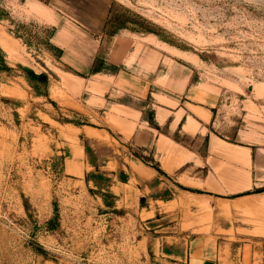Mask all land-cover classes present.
Instances as JSON below:
<instances>
[{
	"label": "rangeland",
	"instance_id": "374dc122",
	"mask_svg": "<svg viewBox=\"0 0 264 264\" xmlns=\"http://www.w3.org/2000/svg\"><path fill=\"white\" fill-rule=\"evenodd\" d=\"M0 57V264H176L178 220L143 210L195 192L161 170L206 151L182 111L165 127L189 94L264 190V0H0ZM246 208L221 219L264 237V196Z\"/></svg>",
	"mask_w": 264,
	"mask_h": 264
},
{
	"label": "crops",
	"instance_id": "0c3cea01",
	"mask_svg": "<svg viewBox=\"0 0 264 264\" xmlns=\"http://www.w3.org/2000/svg\"><path fill=\"white\" fill-rule=\"evenodd\" d=\"M188 96L186 106L178 105L174 109L175 113L170 107L160 109L169 114L165 121L169 120L170 124L165 122V127H171L175 121L174 116L182 111L180 119L184 122L180 126L181 130H185V135L198 139L204 130L206 151L200 153L184 149L163 152L169 154L172 163L161 170L167 176L178 175L177 180H183V183L178 184L195 192L174 191L173 199L154 201L143 210L144 214L154 222L167 218H174L170 223L178 220L177 228L182 235L178 239V249L169 254L163 252L164 257L176 264H264V237L243 233L254 229L249 225L235 226V218L221 219L223 216L235 215L237 208L248 209L251 203L264 196V192H256L259 187L253 175V154L246 148L209 134L208 127L213 123L214 108L211 101L196 93ZM178 124V121L174 123V130ZM191 124L195 126L194 132L186 130ZM135 132L137 140L144 138L145 132L137 129ZM162 140L166 138L156 136L155 145ZM185 154L189 158H183ZM138 169L137 176L140 178H144L142 173L149 178H157V172L153 169L144 166H138ZM205 207L211 211V223H205V217L201 216ZM187 208H190L194 218L189 217ZM184 226L186 229H183Z\"/></svg>",
	"mask_w": 264,
	"mask_h": 264
},
{
	"label": "trees",
	"instance_id": "16d2710c",
	"mask_svg": "<svg viewBox=\"0 0 264 264\" xmlns=\"http://www.w3.org/2000/svg\"><path fill=\"white\" fill-rule=\"evenodd\" d=\"M111 10H112V6L110 7V9L108 10V16H107V21H106V24L109 22L111 23L112 25L113 24H119V20H118V16L116 14L114 15H111ZM146 33H149V34H153L151 32H148L146 31ZM0 65L1 66H4L5 67V63H4V60L3 58L0 57ZM6 68V67H5ZM34 76V75H32ZM34 78H36L38 81H41V82H46V77L45 76H34ZM54 104V103H52ZM153 170H155L158 174L160 175H163L165 176V174L160 170L159 167H151ZM264 190H261V191H257V193H263Z\"/></svg>",
	"mask_w": 264,
	"mask_h": 264
}]
</instances>
